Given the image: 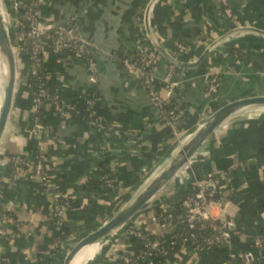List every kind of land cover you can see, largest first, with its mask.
<instances>
[{
	"label": "crops",
	"instance_id": "crops-1",
	"mask_svg": "<svg viewBox=\"0 0 264 264\" xmlns=\"http://www.w3.org/2000/svg\"><path fill=\"white\" fill-rule=\"evenodd\" d=\"M148 1L46 0L40 6L43 19L62 24L67 16L76 15L83 3L82 33L97 48L101 62L96 86L101 100L95 112L105 126H112L104 130L91 127L81 111L88 87L82 65L67 53L47 52L43 67L55 76L60 99L74 109L59 112V104L47 100L43 106L45 129L36 133L30 92L25 86L28 63L24 54H19V85L0 151V213L12 202L15 217L32 227L24 232L8 226L7 233L0 235V264H61L62 249L69 248L79 233L97 226L118 198H127L137 189L210 112L231 100L264 94V0H229L231 17L222 13L217 0H156L148 24L152 36L172 56L161 53L158 77L165 75L167 63H174L176 85L171 99L180 121L179 131L173 135L157 120L146 91L118 61L132 56L134 44L144 32ZM31 2L0 0L1 12L9 15L6 20L11 34L12 6ZM177 43L184 44L186 50L179 52ZM211 72L218 74V87L215 102L208 104L203 92ZM20 102L24 107H19ZM32 149L43 157L48 173L59 183V193L67 195L68 206L61 218H54L38 181L11 177L9 167L2 164L4 155ZM103 161L107 172H102ZM216 171L226 179L220 201L212 203L209 210L216 219H232V250H249L255 238L264 239V105L239 108L223 119L157 202L181 194L188 182ZM182 174L189 176L188 181L180 178ZM164 206L168 208L166 203ZM151 213L152 207L139 211L136 219L145 220ZM150 229L159 238L165 264H233L220 247H186L172 252L171 226L150 224ZM117 246L115 249L138 256L134 264H144L139 256L141 246L129 236ZM106 258L103 252L94 264ZM256 264H264V252Z\"/></svg>",
	"mask_w": 264,
	"mask_h": 264
},
{
	"label": "built area",
	"instance_id": "built-area-1",
	"mask_svg": "<svg viewBox=\"0 0 264 264\" xmlns=\"http://www.w3.org/2000/svg\"><path fill=\"white\" fill-rule=\"evenodd\" d=\"M217 1L222 13L226 17H231L233 11L229 0ZM45 2L46 0H32L31 4L28 5L19 3L12 6L11 27L14 30L11 34L9 27V29H5V32L11 38L10 41L13 45L11 46L12 49L16 50L15 61L20 53L24 54L28 63L29 72L34 73L38 67H43V57L47 52L57 54L62 52L67 53L74 61L82 65L88 82V87L85 90V105L81 111L88 116L89 125L91 127L99 130L110 129L112 125L108 124V126H105L101 118L95 112V107L100 102L101 97L96 90L99 79L98 67L87 48V45L90 43H88L86 39H83L77 31L74 24V15L67 16L62 24H55L49 20L43 19L40 15V6L45 4ZM155 2L156 0H149L145 5L144 20H146L144 32H142L141 37L135 42L132 56L121 57L118 61L122 69L133 77L146 91L157 113V120L165 124L173 135H176L179 131L180 113L173 106L171 99L176 85V82L172 78L174 63H167L166 73L160 79L157 72L161 53L171 58L172 56L163 49L152 36L148 24L151 6ZM1 14L3 21V12H1ZM5 15L6 19H8L9 15L7 12ZM149 35L155 40V44H152ZM176 48L179 52H184L186 50V46L182 43H177ZM111 57L112 55H109L110 59ZM27 87L29 88V85H27ZM217 87L218 74L216 72H211L207 75V82L203 92V97L208 104H213L215 102ZM29 92L30 107L34 114L33 130L36 133L42 132L45 129L36 115V112L42 105L40 101L41 98H44L46 101H59L57 107L59 112H62L64 109L67 111L74 109L71 103H64L60 99V93L51 97L48 96L43 89H38L37 92L30 90ZM189 158L181 168L188 167ZM2 164L5 167L10 166L9 170L11 177H28L29 179L38 181L48 196L54 218H61L63 210L68 206L67 195L59 193V183L48 173L44 159L40 154L37 153L36 155H28L25 157L21 156V154H13L10 157L3 158ZM180 169L176 174H179ZM225 177L224 173L216 171L208 174L203 179L193 181V183L198 186V190L191 195H187V197L183 199L184 214L189 227H194L195 223H199L200 225L205 224L212 231V234L204 239L205 246L195 248H225L226 255L233 261V264H246L248 260L253 259L257 253L264 250V239L262 237L255 238L249 250L242 252H235L232 250L231 231L234 223L230 218L216 219L214 215L211 214L209 210L210 205L212 203H217L219 200L207 199V194L205 192L206 187L221 192L224 187ZM180 178L188 181L189 176L183 175L182 177L180 176ZM143 221L146 224L165 225L158 223L153 213ZM166 225L172 227L170 223ZM8 226H12L16 230L24 232H30L32 227L31 224H21L19 222L13 214L12 202H7L0 213V235H5L7 233ZM171 242L172 239L170 243ZM142 246L149 250L148 254H150V249L161 248L160 241L156 238L152 240H143ZM139 256L143 259L142 255ZM112 257L115 258L114 253H112ZM123 260L127 262L129 258L123 257Z\"/></svg>",
	"mask_w": 264,
	"mask_h": 264
},
{
	"label": "water",
	"instance_id": "water-1",
	"mask_svg": "<svg viewBox=\"0 0 264 264\" xmlns=\"http://www.w3.org/2000/svg\"><path fill=\"white\" fill-rule=\"evenodd\" d=\"M83 11V3H81L76 15L75 26L80 36L84 38L81 29V13ZM13 13V12H12ZM146 20V19H145ZM148 34V33H147ZM152 44H155V40L149 35ZM87 48L90 54L93 56L97 67L101 65L97 48L88 44ZM0 62L5 68L6 78V92L3 97L2 106L0 108V141L3 137V133L7 126L10 113L14 106L15 94L17 88V72L16 61L12 53L11 45L8 42L6 33L3 27L2 14L0 8ZM99 72V71H98ZM248 105H264V94L249 95L231 100L225 104L218 106L212 111L202 122L201 126L191 135V137L182 145L172 157L169 158L168 163L162 168L158 175L140 189L137 194L131 198L126 205L115 214L111 215L107 219L97 226L88 229L84 232L76 235L70 246L62 258L61 264H70L71 260L78 251V246L89 240L92 237L102 234L103 232L118 227L125 223L151 199L161 187L171 179L173 175L183 166L186 160L193 155L200 147V145L208 138L210 133L217 127V125L225 119L233 111L248 106Z\"/></svg>",
	"mask_w": 264,
	"mask_h": 264
},
{
	"label": "trees",
	"instance_id": "trees-1",
	"mask_svg": "<svg viewBox=\"0 0 264 264\" xmlns=\"http://www.w3.org/2000/svg\"><path fill=\"white\" fill-rule=\"evenodd\" d=\"M27 85H29V88ZM25 86L29 91L31 90L33 92H37L38 89H43L45 93L51 97L59 94L55 76L47 72L44 67H38L34 73L29 72L25 80ZM40 101L42 105L39 107L36 115L38 116L39 121L44 123L43 106L46 100L41 98ZM57 103L59 104V101H57ZM19 107H24V102H20ZM37 153V150L32 149L29 153L21 154V156L25 157L28 155H36ZM11 155L13 154H6L3 158L10 157ZM104 163V161L101 163V169H103L102 172H107V166ZM94 179V177H90L92 182H94ZM89 184L90 182H87V188ZM180 190L181 194L176 193L174 195L166 196L163 203L156 202L152 206V213L158 223L165 225L170 223L172 225V242L169 245V250L172 252H177L186 247H204V239L212 234L211 229L205 224L200 225L199 223H195L194 227H189L184 214L182 201L185 197H187V195L195 193L198 190V186L193 182H189ZM205 192L207 194V199L220 201V191L206 187ZM164 203H166L168 208L164 206ZM150 224L152 223L146 224L143 220L135 219V221L131 222L127 226L124 237L129 236L131 242L137 243L141 246V252L139 255L143 256L144 264H165V256L161 248L150 249V254H148L149 250L142 246V241L145 239L152 240L156 238L159 240L158 236L151 231ZM263 252L264 250L257 253L255 257L248 260L246 264H256L258 256ZM113 253L115 254V258L112 257V254H109L106 259L102 260L98 264H134L138 257L137 255L124 249H114ZM123 257H128L129 260L124 262Z\"/></svg>",
	"mask_w": 264,
	"mask_h": 264
},
{
	"label": "rangeland",
	"instance_id": "rangeland-1",
	"mask_svg": "<svg viewBox=\"0 0 264 264\" xmlns=\"http://www.w3.org/2000/svg\"><path fill=\"white\" fill-rule=\"evenodd\" d=\"M3 11V21H4V23H3V27H4V31H5V29L7 28V29H9V24H8V22H7V20H6V15H5V10H2ZM6 29V30H7ZM6 33V32H5ZM6 37H7V39H8V42H9V44L11 45V46H13L12 45V42L10 41V36L6 33ZM11 49H12V47H11ZM16 50H14V49H12V53H13V55H14V57L16 56V52H15ZM16 59V58H15ZM17 60H16V72H17V86L19 85V78H18V76L20 75V73H19V68H18V65H17ZM6 131H7V129H6ZM2 143H3V139H1V141H0V151H1V149H2ZM178 149H179V146L177 147V150L176 151H178ZM161 167V165L159 166V167H157L156 169H154V171L147 177V175L144 177V180H143V182L140 184V186L137 188V189H135L134 191H132V192H130V195L127 197V198H124V199H122V198H118L116 201H115V203L113 204V206L111 207V210H110V212L108 213V214H106L105 215V217H102V221L101 222H103V220L104 219H107L108 217H110L111 215H113V214H115L117 211H119L120 209H122L123 207H124V205H126V203L131 199V198H133L136 194H137V192L140 190V189H142L146 184H147V182H148V180H149V178L155 173V172H157V170L159 169ZM153 170V169H152ZM151 172V171H150ZM176 176H177V174H175ZM175 175H173L172 177H171V179L170 180H168L162 187H161V189L160 190H158L157 192H156V194L151 198V199H149V201L139 210V211H141V213H143V212H146L147 210H149L150 209V207H152L153 206V204L154 203H156L158 200L160 201V199L163 197V195L164 194H166V192H167V190H169L170 189V187L171 186H173V178L174 177H176ZM138 211V212H139ZM137 212V213H138ZM136 216H137V214H135L134 216H132L129 220H127L125 223H123V224H121L119 227H117L114 231H112L103 241H102V247H101V255L103 254V252H104V254H106V255H109V254H112L113 253V251H114V249L116 248V247H118L117 245H118V243H119V241L125 236L124 235V233H125V231H126V229H127V226L131 223V222H133V221H135V219H136ZM100 222V223H101ZM99 223V224H100ZM67 250H68V245L66 246V247H64L63 249H62V258L64 257V255L66 254V252H67ZM101 258V257H100ZM99 258V259H100ZM98 259V260H99ZM98 260H96V261H98Z\"/></svg>",
	"mask_w": 264,
	"mask_h": 264
},
{
	"label": "bare ground",
	"instance_id": "bare-ground-1",
	"mask_svg": "<svg viewBox=\"0 0 264 264\" xmlns=\"http://www.w3.org/2000/svg\"><path fill=\"white\" fill-rule=\"evenodd\" d=\"M6 92V78H5V68L0 62V108L2 106L3 97ZM191 137V136H190ZM189 137V138H190ZM188 138V139H189ZM185 143V142H184ZM184 143H181L184 144ZM177 149L173 152L171 157L176 153ZM169 159H167L161 167L155 172L148 180L151 181L153 178H155L158 173L162 170V168L168 163ZM119 227V226H118ZM117 227L111 228L105 232H103L100 235H97L95 237L90 238L89 240H86L85 242L81 243L78 246V251L71 260L70 264H94L96 260H98L101 255V245L102 241Z\"/></svg>",
	"mask_w": 264,
	"mask_h": 264
}]
</instances>
